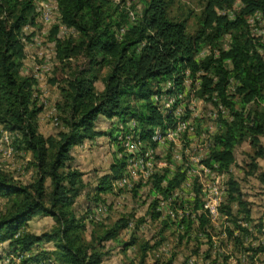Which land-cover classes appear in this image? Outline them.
Returning a JSON list of instances; mask_svg holds the SVG:
<instances>
[{"label":"trees","instance_id":"obj_1","mask_svg":"<svg viewBox=\"0 0 264 264\" xmlns=\"http://www.w3.org/2000/svg\"><path fill=\"white\" fill-rule=\"evenodd\" d=\"M35 1L0 0V127L14 135L10 146L15 153L31 155L30 166L35 175L32 182L24 184L0 168V199L5 201L0 213V244L6 243V250L29 254L24 260L33 264H45L48 260L52 264H102L107 243L121 245L124 251L135 246L134 239L129 243L120 240L132 219L130 214L121 215L110 225L88 223V212L87 216L76 214L73 204L82 195L85 184L82 173L71 165L70 152L84 140L102 135L94 126L98 117L136 120L139 134L148 146L155 129L165 128V115L148 100L153 86L160 81H173L185 71L190 73L191 93L196 100L222 105L229 114L228 119L218 113L219 129L209 145L205 165L209 170L227 172L234 163L235 149L247 142L254 152L250 167L257 169L256 158H264L260 143L264 136V59L256 48L261 45L252 43L247 18L264 14V0H201V26L193 35L186 33L187 19L170 14L171 0H138L142 8L135 10V23L127 18L124 0H57L60 23L73 33L57 38V26L50 31L56 64L54 79L49 81L57 87L61 101L56 105L58 131L48 137L38 132L42 109L33 97L36 82L21 74V35L23 27L37 25ZM236 4L240 5L238 12L233 11ZM221 11L230 14L219 15ZM204 45L217 50L219 56L199 65L195 58ZM232 73L237 96L234 100L228 98L227 91ZM98 81L104 86L101 92L95 88ZM141 100L145 102L136 109ZM123 167L120 161L110 165V175L92 189V203L102 202L100 196L111 193ZM156 176L157 195L174 205V191L184 177L169 180ZM235 193L237 186L229 181L230 201ZM157 206L158 201L153 199L150 209L156 210ZM221 209L226 216H233L228 206ZM191 210L198 235L210 242V220L202 203L196 199ZM151 214L153 220L161 215L159 211ZM244 216L249 221L248 211H244ZM38 217L52 219L53 226L36 235L29 232L28 224ZM231 218L243 237H233L229 230L227 233L240 245L248 230L239 227L237 218ZM175 223L183 228L186 220L172 222L168 217L162 221L163 229L166 231ZM88 225L91 229L86 239ZM50 243L54 249L43 251L42 246ZM137 249V262L145 264L148 245H139ZM254 252H264V247Z\"/></svg>","mask_w":264,"mask_h":264},{"label":"rangeland","instance_id":"obj_2","mask_svg":"<svg viewBox=\"0 0 264 264\" xmlns=\"http://www.w3.org/2000/svg\"><path fill=\"white\" fill-rule=\"evenodd\" d=\"M109 1L122 3V0ZM171 2L170 14L181 17L182 20L187 19L186 33L193 35L201 26L199 17L203 7L202 1L171 0ZM124 3L127 8L131 6V9L129 8L131 12L142 8L138 0H124ZM239 10L240 5L236 4L233 11ZM187 14L190 15L188 18ZM218 14L229 15L230 12L221 11ZM259 15L258 21L253 20L250 23V36L254 45L256 43L261 45L259 47L256 45V48L264 59V14ZM36 23V26L27 25L22 30L24 58L21 74L36 82L33 97L37 100L38 107L42 109L38 115V132L48 137L58 131L59 113L56 105H59L61 99L57 87L49 81L54 77L53 69L56 64L53 55L55 42L49 38L51 28L43 27L37 19ZM212 56L217 59L219 53L211 46L204 45L195 60L202 65ZM229 64L226 62V65ZM104 74L103 71L102 76ZM189 75V71H185L180 77H174V82L168 80L170 82L160 81L154 84L153 93L148 98L154 109H157L155 102L152 101L154 94L159 98V103H167L172 97L166 91H174V94L179 96V100L173 114L165 116L163 121L165 128H156L153 140L149 143L152 148H156L154 151L150 148L152 152L149 153L151 161L150 167L146 168L147 177L143 178L139 175L140 177L133 180L129 190H120L122 188L117 187V181L125 177L129 171L131 150L126 144V127L128 123L136 122V120L98 117L94 126L95 130L100 131L102 135L93 140H84L70 152L71 165L82 173V181L85 184V190L73 204L76 214L87 216L89 213L88 223L104 225H110L124 214H130L132 217L128 229L120 234V240L129 243L134 239L135 246L124 251L121 245L114 242L107 243L105 248L107 256L103 258L102 264H130L131 262L139 264L137 262L140 256L139 253L137 254L139 245H148L149 248L145 264H152L154 261L166 263L171 261L172 264H264V252H254L259 247H264V178H262L264 158H256L257 169L252 170L249 159L254 152L245 142L235 149L234 163L227 172L208 169L204 160L209 156V145L219 129L218 113L228 119L229 114L222 105L216 106L212 102L196 100L191 93ZM166 82L168 83L165 89H158L160 84ZM175 82L181 84L176 85ZM234 84L232 73L229 75L227 86L228 98L231 100L237 99ZM103 87L101 81L95 83L97 92H101ZM189 97L191 101L188 102ZM144 102L141 100L140 104L136 105V109H140ZM13 136L2 131L0 127V168L27 184L35 177L34 170L30 166L31 155L15 153L13 148L6 144V139L10 140ZM124 142L125 145L122 146ZM260 143L264 150V136L260 137ZM114 161L124 163L123 174L116 182L112 181L111 193L101 195L103 201L95 205L92 203V189L97 187L103 177L110 175L109 168ZM155 175L156 177L165 176L169 180L180 175L184 177L174 191L173 201L176 202L174 205L166 203L157 195L154 188ZM229 181L237 186L238 193L232 196L233 201H230L228 194ZM153 199L158 201L156 210L150 209ZM196 199L202 203V206L216 207L214 216L208 217L210 242L206 238H200L194 214H190ZM4 204L5 201L0 199V213L5 208ZM223 206H228L233 216H226L221 209ZM98 207L100 209H97ZM152 211H159L160 218L153 220ZM244 211L249 213L247 222ZM168 217L172 222L186 220V223L182 224L183 228H178L175 223L165 231L162 221ZM231 217L239 220V227L248 230V236L241 239L240 245H237L227 233L229 230L233 232V237H243L236 229ZM187 222L188 227H186ZM52 226V219L38 217L30 220L28 230L39 235L50 230ZM90 229L88 225L86 239L89 238ZM6 249L7 244L1 243L0 264H33L27 259L20 261V253H13ZM42 249L48 253L54 249V246L52 243L44 244ZM245 249L251 250L245 251ZM45 264L52 263L48 260Z\"/></svg>","mask_w":264,"mask_h":264},{"label":"built area","instance_id":"obj_3","mask_svg":"<svg viewBox=\"0 0 264 264\" xmlns=\"http://www.w3.org/2000/svg\"><path fill=\"white\" fill-rule=\"evenodd\" d=\"M126 10L128 12L127 18L129 22L135 23L137 20L138 13L136 11L131 12L129 7L126 8ZM35 13L37 15L36 16L37 22L41 24L43 27L52 29L53 26H57L58 28L57 38H63L64 36L73 33L72 30L67 29L60 23L57 0H36ZM259 16H260L259 14H255L254 16L247 18V22L249 20L248 25H250V23H252L253 20L258 21ZM121 32L124 33L123 30H121ZM45 35L47 36V33H45ZM168 82L160 84L158 89H165V86ZM171 82L174 81L171 80ZM158 89H156V92H158ZM166 92L172 95V97L169 98L167 103L164 102L159 103V98L155 94L153 95L154 99L152 98V101L155 102L157 108L156 110L158 112L164 114L165 116H168L173 114L177 101L179 100V96H176L174 94V91L173 92L166 91ZM126 129H127L126 130L127 136L125 139H126V144L129 145L131 150V153H129L131 155L130 156L131 162L128 166L129 171L127 172L126 176L120 178L117 181V187L129 190L134 179H137L140 176H142L143 178L147 177L148 171L146 168L150 167V161H151L149 153H151L152 150L154 151L156 147L152 148L149 143L148 146H145V143L143 142L141 135L139 134V125L137 122L128 123ZM6 144H9L10 146L11 138L10 140L6 139ZM123 144L125 145V142L122 143L121 145L123 146ZM97 209L100 208L98 207ZM202 210L207 214L208 217L214 216V214L216 213V207L213 208V207H209L208 205H203ZM26 257L27 255L21 254L19 255L20 258L19 260L20 261L24 260Z\"/></svg>","mask_w":264,"mask_h":264}]
</instances>
